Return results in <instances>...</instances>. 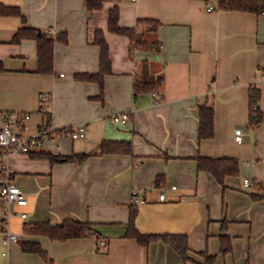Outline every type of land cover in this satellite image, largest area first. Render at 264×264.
I'll return each instance as SVG.
<instances>
[{"label":"crops","instance_id":"1","mask_svg":"<svg viewBox=\"0 0 264 264\" xmlns=\"http://www.w3.org/2000/svg\"><path fill=\"white\" fill-rule=\"evenodd\" d=\"M103 2L89 11L85 0H0V110L30 113L29 135L48 118L57 130L86 127L84 138L56 132L42 147L6 160L28 204L14 207L18 214L9 221L22 240L4 244L0 219V264H49L24 250L22 241L39 243L53 264H204L203 252L216 257L213 264H264V197L251 196L264 195V14L210 11L208 0ZM116 6L120 27L144 32L146 47L132 53V40L109 30V11ZM6 8L20 14L3 12ZM140 19L157 21L156 30L146 31ZM24 27L38 34L68 33L67 44L54 46L52 72L39 70L36 39L16 41ZM97 31L104 33L112 65L103 99L97 82L77 79L100 72ZM144 61L163 82L136 97ZM254 90L262 112L256 126L250 124ZM201 105L214 111V133L200 140ZM121 113L128 120L114 121ZM103 141L131 142L132 151L101 153ZM84 153L90 156L83 161L64 160ZM199 156L235 158L238 173L220 183L198 169ZM134 188L142 190L138 203ZM132 207L140 233L187 235L194 261L184 262L169 244L143 245L128 236ZM69 219L89 222L97 233L53 240L30 232L35 224ZM223 236L231 245L225 253Z\"/></svg>","mask_w":264,"mask_h":264},{"label":"trees","instance_id":"2","mask_svg":"<svg viewBox=\"0 0 264 264\" xmlns=\"http://www.w3.org/2000/svg\"><path fill=\"white\" fill-rule=\"evenodd\" d=\"M86 7L89 11L101 9L104 6L103 0H85ZM221 8L242 10L261 14L264 11V0H219ZM7 9V8H6ZM3 12L9 14H20L18 9H7ZM139 23L142 25H148L149 28H145L146 31H155L157 27V21L151 19H140ZM108 28L111 32L127 35L131 40V52L134 53L136 49L146 47L147 39L144 32H138L135 28H125L119 25V8L116 6L109 11V25ZM32 37L36 39L38 46V59L39 70L42 73H50L53 70L54 64V46L57 42L64 44L68 43V33L66 31L58 34L41 33L38 34V29L31 27L21 28L16 34V41H20L22 38ZM94 43L100 47L101 59H100V72L93 74H80L77 76L78 80L97 82L100 86V97L104 98V79L107 74L112 72V65L109 56V45L105 39L102 31H97L95 35ZM163 78L153 74L150 70V63L144 61L141 65L140 71L137 74L134 84V93L137 97L142 93L155 92L162 85ZM252 103L250 110V124L252 126L259 125L262 121V112L257 105L259 100V94L254 90L252 92ZM256 107V109H255ZM200 125H199V139L210 138L214 133V111L211 107L201 105L199 108ZM101 153H131L132 144L128 141H103L100 145ZM35 157H45L56 160L58 158L52 156L49 153H31ZM90 154H74L72 156L65 157L64 160L83 161ZM198 169L211 172L215 178L224 183V179L227 176L235 175L239 170V162L235 158H215L199 156L197 158ZM159 181V180H158ZM253 199L263 198L264 195H259L255 191L251 192ZM137 215V209L131 208L130 220H129V232L128 236L136 238L140 244L147 245L153 241H161L163 243L171 245L181 256L184 262L194 261L190 256V247L188 243L187 235L181 234H142L134 226V221ZM30 232L47 236L53 240H67L69 238L82 237L91 234H96V230L89 222L77 221V220H64L61 223L53 224L52 222H44L35 224ZM228 240V239H227ZM225 236L222 237V252H228L231 248L230 244H226ZM22 248L26 251L36 252L46 258L49 264H53L52 260L47 257L45 251L41 248L37 242L22 241ZM206 260L204 264H213L215 256H210L206 252H203Z\"/></svg>","mask_w":264,"mask_h":264},{"label":"built area","instance_id":"3","mask_svg":"<svg viewBox=\"0 0 264 264\" xmlns=\"http://www.w3.org/2000/svg\"><path fill=\"white\" fill-rule=\"evenodd\" d=\"M217 1L219 2V0ZM218 5H215L211 0L207 2L208 10L210 11L218 10L220 7ZM154 96L157 101L161 100L155 93ZM30 118L31 114L27 112L0 110V219L4 228V244L22 240V236L10 228L9 221L18 214L14 207H24L28 204L26 193L12 181V170L6 160L12 155L29 153L42 147L44 142L55 135L56 132H60L61 136L70 139H81L86 136V127L83 124H75L57 130L51 125L50 118H48L46 124L40 127L37 134L29 135L27 133V123ZM128 118V113L113 116L114 121H126ZM243 134L244 132L241 128L236 129L235 140L238 142L242 141ZM244 183L247 187H250L248 178L244 179ZM173 188H176V186H173ZM140 192L142 190L138 188L132 190V198L136 203L142 201V198H139ZM165 197V193L160 194L161 200H164ZM19 215L25 218L27 213L20 212Z\"/></svg>","mask_w":264,"mask_h":264},{"label":"rangeland","instance_id":"4","mask_svg":"<svg viewBox=\"0 0 264 264\" xmlns=\"http://www.w3.org/2000/svg\"><path fill=\"white\" fill-rule=\"evenodd\" d=\"M144 26H145V28H149L148 25H146V24Z\"/></svg>","mask_w":264,"mask_h":264},{"label":"water","instance_id":"5","mask_svg":"<svg viewBox=\"0 0 264 264\" xmlns=\"http://www.w3.org/2000/svg\"><path fill=\"white\" fill-rule=\"evenodd\" d=\"M39 33H40V31H39Z\"/></svg>","mask_w":264,"mask_h":264}]
</instances>
